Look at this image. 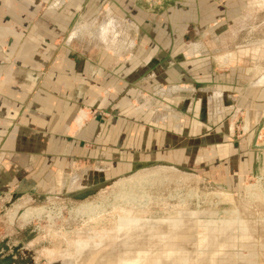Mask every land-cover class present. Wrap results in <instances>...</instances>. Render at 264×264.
<instances>
[{
	"label": "rangeland",
	"instance_id": "1",
	"mask_svg": "<svg viewBox=\"0 0 264 264\" xmlns=\"http://www.w3.org/2000/svg\"><path fill=\"white\" fill-rule=\"evenodd\" d=\"M139 2L150 16L145 42L159 46L147 70L116 92L118 130H132V151L91 161L76 184L0 195V263L264 264V165L237 178L225 156L203 147L244 141L264 152L251 87L264 74V0ZM163 130L186 151L211 136L196 141L197 157L142 153L141 143L164 141ZM96 206L103 212L87 210Z\"/></svg>",
	"mask_w": 264,
	"mask_h": 264
},
{
	"label": "crops",
	"instance_id": "2",
	"mask_svg": "<svg viewBox=\"0 0 264 264\" xmlns=\"http://www.w3.org/2000/svg\"><path fill=\"white\" fill-rule=\"evenodd\" d=\"M149 18L139 0H0L1 196L76 184L91 161L117 160V148L128 157L133 133L120 136L116 92L158 55L159 44L150 47L143 36ZM251 87L252 119L262 121L264 74ZM100 109L108 113L103 118ZM206 133L190 139L187 151L180 136L164 130L162 143L139 149L196 155V141L210 138ZM221 141V147L205 142L204 150L225 156L237 178L264 165L263 145L252 152L244 141L237 147Z\"/></svg>",
	"mask_w": 264,
	"mask_h": 264
},
{
	"label": "bare ground",
	"instance_id": "3",
	"mask_svg": "<svg viewBox=\"0 0 264 264\" xmlns=\"http://www.w3.org/2000/svg\"><path fill=\"white\" fill-rule=\"evenodd\" d=\"M128 201H132V200H130V199H128ZM133 202V201H132ZM131 203V202H130ZM146 204V203H145ZM142 206H143V204H142ZM90 207V206H89ZM97 207V208H96ZM96 207H94L93 209H87L89 212H95V211H97V215L103 210V206H96ZM86 210V209H85ZM86 210V211H87ZM30 213H27V215L29 216V218H33V215H36V216H38V217H40L41 215H42V212H43V209L42 208H39V209H34V211H29ZM103 212V211H102ZM78 214L80 215V210H79V212H78ZM89 214V213H88ZM24 215H26L25 213H24ZM23 215V216H24ZM26 215V216H27ZM22 216V215H21ZM32 218L29 220V219H25L27 222H30L31 220H32ZM24 220V219H23Z\"/></svg>",
	"mask_w": 264,
	"mask_h": 264
},
{
	"label": "flooded vegetation",
	"instance_id": "4",
	"mask_svg": "<svg viewBox=\"0 0 264 264\" xmlns=\"http://www.w3.org/2000/svg\"><path fill=\"white\" fill-rule=\"evenodd\" d=\"M23 262V263H22ZM12 263L13 264H36V262H33V261H20V260H16V257H13L12 258ZM0 264H10L8 263V261H3L2 263Z\"/></svg>",
	"mask_w": 264,
	"mask_h": 264
}]
</instances>
